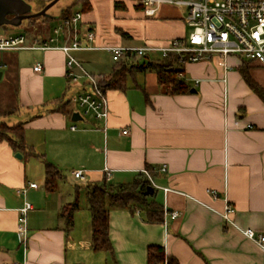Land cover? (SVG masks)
Wrapping results in <instances>:
<instances>
[{
  "label": "crops",
  "instance_id": "0c3cea01",
  "mask_svg": "<svg viewBox=\"0 0 264 264\" xmlns=\"http://www.w3.org/2000/svg\"><path fill=\"white\" fill-rule=\"evenodd\" d=\"M116 1L124 7L116 8ZM91 4L78 30L81 35L93 30L97 45L165 46L190 31L188 11L183 16L179 7L164 5L148 17L133 0ZM65 8L30 22L34 33L26 35L27 45L49 38ZM70 38L62 34L58 45ZM99 51L113 60L105 50L74 55L86 64ZM23 52L34 53L33 58ZM37 64L42 72L34 71ZM114 66L98 75H110ZM243 67L264 90V68L236 57L185 65L184 78L195 92L184 95H167L156 73H138L124 91L108 90L109 118L104 123L82 116L73 121L57 110L59 101H68L71 85L63 51L0 52V79L5 74L10 79L0 109L15 111L5 121L23 124L27 146L18 159L7 142L0 144V264H148L151 246L163 247L179 264H264V246L239 230L264 233V99L244 80ZM69 109L76 111L73 103ZM124 130L129 133L122 134ZM44 160L68 174L53 192L45 187ZM147 166H166L153 177L164 221L150 223L142 211L114 209L109 216L112 251L94 250L89 187L104 180L131 183ZM78 170L83 171L80 179L73 175ZM29 183L38 188H29ZM21 188L27 189L26 195L17 194ZM77 196L80 208L67 232L60 212ZM25 200L34 206L28 217L27 249L17 235V210ZM227 205L235 209L228 224L223 219ZM172 211L182 216L171 219Z\"/></svg>",
  "mask_w": 264,
  "mask_h": 264
},
{
  "label": "built area",
  "instance_id": "2783aa9c",
  "mask_svg": "<svg viewBox=\"0 0 264 264\" xmlns=\"http://www.w3.org/2000/svg\"><path fill=\"white\" fill-rule=\"evenodd\" d=\"M144 13L153 17L164 6L185 7L188 11L186 23L190 29L185 38L173 39L165 46L146 45L140 47L107 46L95 43L97 35L93 30H88L83 35L79 33L78 26L83 14L77 11L70 19L62 20L61 24L53 29L52 35L44 40L35 39L31 46L27 45V37L24 34L0 35V52L17 51L24 49L33 50H60L67 55V78L69 83L77 87L76 92L68 99L76 107V111L82 117H92L97 121L106 123L109 118V102L107 90L101 86L99 76L89 73L84 69L74 53L79 51L105 50L112 54L113 60L118 63L123 59L136 57L168 58L176 55L180 65L210 61L214 57L237 59L250 63H257L264 68V0H141ZM68 33L70 41L64 45H58L59 37ZM35 72H42L43 66L37 64ZM184 77L183 73H179ZM238 125V123H237ZM251 128V126H248ZM76 130V126L71 127ZM106 130V128H104ZM129 132L124 130L122 134ZM157 171L165 172L166 166L154 167ZM147 175L154 189L153 176L148 170ZM76 179L83 177V171L73 172ZM107 178L111 172L107 170ZM29 188H38L37 183H29ZM165 191H168L166 189ZM27 189L17 190L18 195H26ZM211 193L218 197L216 191ZM34 206L29 201H24L18 212L17 235L20 244L27 249L29 241L28 217ZM167 212V211H166ZM235 213L231 205H227L223 213L225 222L232 223L230 216ZM171 219L182 216L180 211L168 213ZM239 230L248 238L258 241L264 246V233H258L253 229ZM10 264H21L12 262Z\"/></svg>",
  "mask_w": 264,
  "mask_h": 264
},
{
  "label": "trees",
  "instance_id": "16d2710c",
  "mask_svg": "<svg viewBox=\"0 0 264 264\" xmlns=\"http://www.w3.org/2000/svg\"><path fill=\"white\" fill-rule=\"evenodd\" d=\"M34 6H39L37 11L43 10L53 0H25ZM70 5L61 13L59 20L70 19L77 11L82 14L88 13L92 9L91 0H70ZM137 8H143L141 0H133ZM124 4L116 1L115 7L120 8ZM124 7V6H123ZM47 19L49 16L41 17ZM29 22H34L31 19ZM155 71L158 84L164 88L165 93L171 96L184 95L191 93L192 87L184 77V66L176 55L168 58L146 57L137 59L130 57L123 59L115 64L110 75H97L101 79V86L104 90H122L128 87L129 79L135 80L138 73ZM240 72L247 84L264 99V90H261L257 83L252 79L247 70L243 68ZM71 102L61 100L58 102V111H62L70 116ZM15 114V111H2L0 109V144L7 142L15 152L24 153L26 151L25 129L23 124L10 125L5 121L8 117ZM32 154V153H31ZM45 166V187L48 192H53L57 188V183L64 178L62 172L51 162L44 160ZM154 167L147 166L146 170L156 176ZM152 187L147 175L139 173L136 178L128 184L113 185L106 180L100 184H93L87 192V201L92 215V246L96 251H112V244L109 235V216L112 210L128 209L132 212L142 211L150 223H160L165 219L164 206L154 197L155 193H148ZM78 195V194H77ZM80 203L77 196L75 201L67 204L60 212V218L65 223V230L70 232L74 224L75 213L79 210ZM148 264H179L177 259L167 256L163 247L151 246L148 248Z\"/></svg>",
  "mask_w": 264,
  "mask_h": 264
},
{
  "label": "rangeland",
  "instance_id": "374dc122",
  "mask_svg": "<svg viewBox=\"0 0 264 264\" xmlns=\"http://www.w3.org/2000/svg\"><path fill=\"white\" fill-rule=\"evenodd\" d=\"M70 2H71L70 0H60V1H58L50 9V12L51 13H55V12L61 11L63 8L68 6L70 4ZM28 4L32 7V9H34V11H37L39 9V6H34V8H33V4L32 3L28 2ZM180 9H181V14L183 16H186L187 9L185 7H180ZM41 19H42L41 17H38V18H35L34 21L35 22L36 21H40ZM29 21L30 20H25L22 23V25L19 26V27H11V26L0 27V35L19 34V33H23L25 35L33 34L34 30L32 29V27L29 26V23H30ZM2 54H3V52H2ZM23 54L28 56V57H30V58H33V54L34 53H32V52H23ZM75 54L77 55L79 53H75ZM91 55H92V58L90 60H88V62L86 64H82V65L86 68V70L88 72L95 73L96 75H98L100 72H103L102 70L106 66L109 67L110 65L112 66L113 63L116 64V62L113 61L111 59V57L108 54H106V52L99 51V52H94ZM108 59H110V60H108ZM102 61H104V62H102ZM99 62H102V63H99ZM111 69L112 68L109 67V70H111ZM148 73L155 74V71H148ZM9 86H10V79L5 74L4 77L2 79H0V96L6 91L7 88H9ZM73 91H74V86L69 85V87L67 89L68 93H67L66 99L67 98L69 99L72 96V94L74 93ZM9 123L12 124L11 121H9ZM73 124L79 126L81 124V122H74ZM63 174L68 176V174L65 173V172Z\"/></svg>",
  "mask_w": 264,
  "mask_h": 264
},
{
  "label": "water",
  "instance_id": "95a60500",
  "mask_svg": "<svg viewBox=\"0 0 264 264\" xmlns=\"http://www.w3.org/2000/svg\"><path fill=\"white\" fill-rule=\"evenodd\" d=\"M60 0L51 1L43 10L32 12V7L25 0H0V27H19L25 20H31L38 17L49 16L48 11ZM2 73L0 72V78ZM191 92H195L192 89ZM82 117L78 112L72 114L73 121H79ZM16 157L22 159V154L17 153ZM148 193H155V189L150 187Z\"/></svg>",
  "mask_w": 264,
  "mask_h": 264
}]
</instances>
